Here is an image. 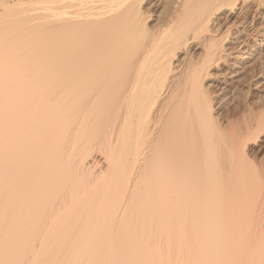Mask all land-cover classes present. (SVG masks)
Returning <instances> with one entry per match:
<instances>
[{
    "label": "bare ground",
    "instance_id": "bare-ground-1",
    "mask_svg": "<svg viewBox=\"0 0 264 264\" xmlns=\"http://www.w3.org/2000/svg\"><path fill=\"white\" fill-rule=\"evenodd\" d=\"M262 64L264 0H0V264H264Z\"/></svg>",
    "mask_w": 264,
    "mask_h": 264
},
{
    "label": "rangeland",
    "instance_id": "rangeland-1",
    "mask_svg": "<svg viewBox=\"0 0 264 264\" xmlns=\"http://www.w3.org/2000/svg\"><path fill=\"white\" fill-rule=\"evenodd\" d=\"M263 68H264V64H262V67L261 66L260 67L259 66L256 67V69H258V70L255 69V72L253 70L251 72V74H249V77L253 76V74H252L253 72L257 74L258 71L264 70ZM248 83H250L252 86L250 84H248ZM234 84L235 85H232V87H230L229 92H226L223 95H219V101L221 103V104L219 103V105L221 106L222 110H223V108H225L223 110V114H227L228 112H230L232 110V108H235L236 106H239L240 104H247V103L249 104V103H255V102L264 103L263 102L264 101L263 100L264 99V97H263L264 96V91L261 92V93H256V91H255V89L253 87V82H250V81L245 82L244 81V83L242 82V84L241 83L240 84L239 83L238 84L234 83ZM233 88H235V89H233ZM249 88H250V90H249ZM254 91H255V93H254ZM253 94H256L255 96L258 99ZM261 96L263 97V99H261L262 98ZM220 98H221V100H220ZM227 99H229V100H227ZM255 99H257V100H255ZM252 101H254V102H252ZM223 105H224V107H223Z\"/></svg>",
    "mask_w": 264,
    "mask_h": 264
}]
</instances>
